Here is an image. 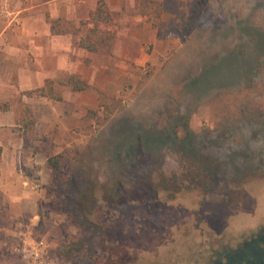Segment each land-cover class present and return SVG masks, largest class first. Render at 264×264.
<instances>
[{
    "label": "rangeland",
    "instance_id": "1",
    "mask_svg": "<svg viewBox=\"0 0 264 264\" xmlns=\"http://www.w3.org/2000/svg\"><path fill=\"white\" fill-rule=\"evenodd\" d=\"M154 1L112 12V55L85 57L90 87L56 100L54 126L30 107L23 146L40 140L61 171L40 264H209L264 231V0ZM177 10L196 11L192 29L163 39L152 22ZM28 218L6 243L13 264L44 231Z\"/></svg>",
    "mask_w": 264,
    "mask_h": 264
},
{
    "label": "crops",
    "instance_id": "2",
    "mask_svg": "<svg viewBox=\"0 0 264 264\" xmlns=\"http://www.w3.org/2000/svg\"><path fill=\"white\" fill-rule=\"evenodd\" d=\"M6 1L7 10H0V104H9L0 110V264H13L6 243L18 238L23 231L18 223L29 216H33V225L40 221L44 231L35 235L29 232L31 246L24 255L30 258L27 264H40L51 260L47 254L54 250V243L49 242V232L57 220L55 214L44 213L51 201L48 192L53 174L47 163L51 152L40 140L33 141L39 146L34 152L23 146L15 124L16 111L22 101L37 113L39 122L57 123L59 103L78 91L64 89L61 101L37 97L47 101L37 111L34 97L22 92L69 75L84 78L85 57L94 53L78 46V28L97 0ZM105 1L111 13L127 10L134 2L139 5V0ZM50 110L54 120L44 116ZM33 248L39 249L38 255Z\"/></svg>",
    "mask_w": 264,
    "mask_h": 264
},
{
    "label": "trees",
    "instance_id": "3",
    "mask_svg": "<svg viewBox=\"0 0 264 264\" xmlns=\"http://www.w3.org/2000/svg\"><path fill=\"white\" fill-rule=\"evenodd\" d=\"M141 1L144 5L150 2L160 4V2H155L154 0ZM149 13V15H152L156 19H159L161 16V10L159 8H154ZM195 17L196 11L193 14H189L186 10H177L176 16L167 18L166 24H159L158 21H153L152 25L157 26L158 35L163 39L167 38L171 33H174L181 39H185L192 29ZM78 32L81 33L77 42L80 48L96 54L112 55L113 43L116 37V26L113 23L112 13L105 0H97L95 8L89 11L84 21L80 22ZM60 86L67 87L71 91H83L90 87L83 79L69 75L63 79L49 80L40 87L26 90L22 93L26 96H41L61 100ZM113 107L108 108L105 118L109 116ZM7 108V103L0 104V110H6ZM15 124L23 139L30 140L33 137L35 118L34 112L30 107L26 105L20 106L16 112ZM47 163L52 169L53 179H55L61 172L56 156L49 157Z\"/></svg>",
    "mask_w": 264,
    "mask_h": 264
},
{
    "label": "flooded vegetation",
    "instance_id": "4",
    "mask_svg": "<svg viewBox=\"0 0 264 264\" xmlns=\"http://www.w3.org/2000/svg\"><path fill=\"white\" fill-rule=\"evenodd\" d=\"M227 254L210 253L209 264H264V231Z\"/></svg>",
    "mask_w": 264,
    "mask_h": 264
},
{
    "label": "built area",
    "instance_id": "5",
    "mask_svg": "<svg viewBox=\"0 0 264 264\" xmlns=\"http://www.w3.org/2000/svg\"><path fill=\"white\" fill-rule=\"evenodd\" d=\"M33 252H37L36 255H38V253H39V249H37V248H33Z\"/></svg>",
    "mask_w": 264,
    "mask_h": 264
}]
</instances>
